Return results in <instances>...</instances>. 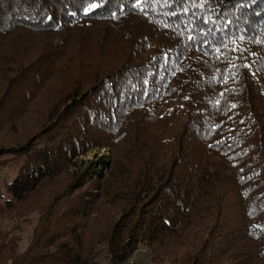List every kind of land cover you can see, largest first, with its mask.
Segmentation results:
<instances>
[{
  "label": "trees",
  "instance_id": "16d2710c",
  "mask_svg": "<svg viewBox=\"0 0 264 264\" xmlns=\"http://www.w3.org/2000/svg\"><path fill=\"white\" fill-rule=\"evenodd\" d=\"M178 2L0 0V264H264V0Z\"/></svg>",
  "mask_w": 264,
  "mask_h": 264
},
{
  "label": "snow or ice",
  "instance_id": "6c2138e0",
  "mask_svg": "<svg viewBox=\"0 0 264 264\" xmlns=\"http://www.w3.org/2000/svg\"><path fill=\"white\" fill-rule=\"evenodd\" d=\"M160 0H135V3L132 4L133 8L138 9L139 11L143 12L146 7H151L153 3H159ZM176 2V0H174ZM108 3H117V0H87V6L85 7V12L90 13L95 9H99L102 6H107ZM164 3H168V0H164ZM209 3V0H179L178 7L181 9L182 13H187L189 11L188 5H191L192 7L201 8L205 7L206 4ZM119 6V5H118ZM172 15H177L175 11L171 13ZM115 15V13H113ZM211 20L205 18L204 23H210ZM228 25H231L232 21H227ZM212 29H208L206 32H204V36L211 35ZM195 37L189 36V40H194ZM240 40H243L244 37L240 36ZM206 44H212V40L205 41ZM222 47H226V44H224L223 37L221 38L220 44L216 47V51H220ZM222 95V94H221ZM234 107V106H233Z\"/></svg>",
  "mask_w": 264,
  "mask_h": 264
},
{
  "label": "rangeland",
  "instance_id": "374dc122",
  "mask_svg": "<svg viewBox=\"0 0 264 264\" xmlns=\"http://www.w3.org/2000/svg\"><path fill=\"white\" fill-rule=\"evenodd\" d=\"M96 154L97 152L92 153L89 156V158L93 157ZM106 154H107L106 151L103 150L102 155H106ZM17 169L18 168L16 166L12 165L0 171V207L4 205L5 201L9 197V194L7 191V185L15 177L17 173ZM1 224L5 230H14L16 229V226H19V223L2 222ZM26 240H28V238H26ZM25 245H26V242L24 246ZM133 260H134V264H154L152 261V254L150 250L144 245L139 247V249L137 250V252L135 253L133 257Z\"/></svg>",
  "mask_w": 264,
  "mask_h": 264
},
{
  "label": "built area",
  "instance_id": "2783aa9c",
  "mask_svg": "<svg viewBox=\"0 0 264 264\" xmlns=\"http://www.w3.org/2000/svg\"><path fill=\"white\" fill-rule=\"evenodd\" d=\"M133 263H134V260H133V259H131V260H130V264H133Z\"/></svg>",
  "mask_w": 264,
  "mask_h": 264
}]
</instances>
